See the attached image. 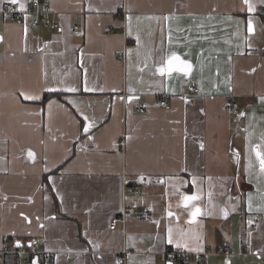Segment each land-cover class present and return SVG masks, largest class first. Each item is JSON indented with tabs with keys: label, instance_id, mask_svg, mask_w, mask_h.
I'll return each instance as SVG.
<instances>
[{
	"label": "crops",
	"instance_id": "0c3cea01",
	"mask_svg": "<svg viewBox=\"0 0 264 264\" xmlns=\"http://www.w3.org/2000/svg\"><path fill=\"white\" fill-rule=\"evenodd\" d=\"M249 2L41 0L34 24L30 0H0V252L35 241L47 264H118L123 248L127 264H198L162 261L171 249L264 264V222L249 225L264 215V0ZM174 55L190 71L161 74ZM124 206L152 213L111 229Z\"/></svg>",
	"mask_w": 264,
	"mask_h": 264
},
{
	"label": "built area",
	"instance_id": "2783aa9c",
	"mask_svg": "<svg viewBox=\"0 0 264 264\" xmlns=\"http://www.w3.org/2000/svg\"><path fill=\"white\" fill-rule=\"evenodd\" d=\"M40 2H41V0H30L31 7L29 8V10L27 12L36 15L37 18L34 20V24H38L40 18H42L46 14L50 13V10L48 8H44V9H38L37 8L40 5ZM27 12L26 11H17L14 7H11V8L9 7L7 9L3 10V13H9L16 20H21L23 18V15ZM45 24L51 29H57L59 26V23H57L56 21H50L49 19H47V21H45ZM77 31H78V24L75 23V24H73V27L71 29V33L76 34ZM121 53L123 56L125 55V51H123ZM190 88H191V91H196V86L194 83L191 84ZM159 104L162 107L169 108L170 107L169 98L167 96H162L161 99L159 100ZM237 105H238V102L236 100H231L227 104V108L233 109ZM146 181H147L146 177H142L140 179V182L144 183ZM125 183L128 184V181H125ZM132 191L134 193H139V189H137V188H133ZM151 213L152 212L150 211L149 207H147V206H140L136 209H130V208L124 206L120 213H118L112 217L110 228L114 229L119 221H122L123 223H125L128 215L138 216L141 218H148L151 216ZM263 222H264V215L261 213H254L251 217L249 225H250L251 229H255ZM240 244H241V246H243L244 242L241 241ZM31 246H32L31 250L27 249L25 247L20 249V252L23 254V259H22L23 262H29L30 261L29 260V253L30 252H33L35 254L42 252V251H40L42 249H39V247L35 241L32 242ZM7 250L8 249H4L0 252V261L2 259V254ZM131 252L132 251H130L129 249L123 248L120 252L116 253V255H115L116 262L118 264H127V258ZM217 252H221V253L232 252V247L230 245L221 244L217 247ZM45 254H46L45 260L51 261L52 260L51 254L47 253V252ZM204 256H205V253L191 252V251L184 250V249H171V250H165L161 253V260L164 262H167L169 260H172V261L174 260V261H181L184 263H189L191 261L196 260L197 262L199 261L200 264H204V260H205ZM35 257H37V256H35Z\"/></svg>",
	"mask_w": 264,
	"mask_h": 264
},
{
	"label": "snow or ice",
	"instance_id": "6c2138e0",
	"mask_svg": "<svg viewBox=\"0 0 264 264\" xmlns=\"http://www.w3.org/2000/svg\"><path fill=\"white\" fill-rule=\"evenodd\" d=\"M11 3L16 4L18 3V0H11ZM244 3L248 5V11H253V6L252 4L249 2V0H244ZM21 9L23 10L24 5L21 4L20 5ZM249 31H252V27H251V21H249ZM177 65H181L182 67L179 68L180 71H190L191 69V65L190 64H186L185 62L181 61L180 58L178 56H172L168 59L167 62V66L166 67H161L158 69V71L161 74H164L165 72L171 74L174 70H177ZM71 90H75V89H71ZM87 119V118H86ZM88 131V128H85V132ZM255 155L259 160V165H260V170L261 172H264V152L260 151V146H256L255 149ZM31 155V153H30ZM197 197L195 196H189V197H185L186 201H191L196 199ZM200 212V209L197 208L195 210V212H193V216L197 215ZM169 215H171V213H169Z\"/></svg>",
	"mask_w": 264,
	"mask_h": 264
},
{
	"label": "trees",
	"instance_id": "16d2710c",
	"mask_svg": "<svg viewBox=\"0 0 264 264\" xmlns=\"http://www.w3.org/2000/svg\"><path fill=\"white\" fill-rule=\"evenodd\" d=\"M51 93L49 92H45L44 93V98H48V96L50 95ZM58 203V201H57ZM9 238H7L8 240ZM24 242V241H23ZM33 241H30V243H26L24 242L22 244V246H20V244H15V248H9V247H6L5 249H8L7 251H5L3 254H2V259H1V264H32V260L35 256H37L38 260L40 261L41 264H47L48 262L50 261H46L45 260V256L43 257L42 254H35L33 252H30L29 253V262H23L22 259H23V254L20 252V249L25 247L27 249H30L32 248L31 244H32ZM198 264L199 261L197 262Z\"/></svg>",
	"mask_w": 264,
	"mask_h": 264
},
{
	"label": "water",
	"instance_id": "95a60500",
	"mask_svg": "<svg viewBox=\"0 0 264 264\" xmlns=\"http://www.w3.org/2000/svg\"><path fill=\"white\" fill-rule=\"evenodd\" d=\"M32 264H41L37 257L33 258Z\"/></svg>",
	"mask_w": 264,
	"mask_h": 264
}]
</instances>
